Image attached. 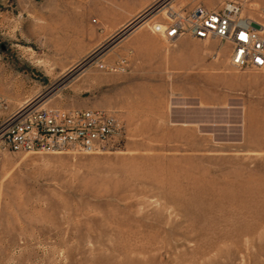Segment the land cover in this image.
<instances>
[{"label":"rangeland","instance_id":"obj_1","mask_svg":"<svg viewBox=\"0 0 264 264\" xmlns=\"http://www.w3.org/2000/svg\"><path fill=\"white\" fill-rule=\"evenodd\" d=\"M250 1L256 4H244L241 14L264 22V0ZM25 2L0 3V95L11 108L31 101L112 110L125 140L101 153L3 154L0 264H264V69L232 67L255 77L249 121L242 126L239 102L212 78L202 94L206 85L195 80L194 64L177 66L165 79L138 78L128 93L120 91L131 55L120 53L122 42L140 27L152 32L165 0L112 30L89 11L83 42L69 52H52L44 36H28L32 17ZM222 2L169 4L179 11L197 5L219 10ZM190 40L209 65L226 61L225 42ZM162 41L165 48L175 45ZM119 57L128 58L124 72L96 64Z\"/></svg>","mask_w":264,"mask_h":264},{"label":"built area","instance_id":"obj_2","mask_svg":"<svg viewBox=\"0 0 264 264\" xmlns=\"http://www.w3.org/2000/svg\"><path fill=\"white\" fill-rule=\"evenodd\" d=\"M170 1L165 0L160 19L151 25L153 33L169 43L181 35L215 38L229 45L233 68L264 69V22L241 14L243 5H255L254 1L223 0L219 10L197 5L188 11L173 8ZM260 12L264 17V7ZM96 64L106 72H124L128 58ZM124 140V124L112 110L36 106L31 101L11 108L0 95V165L5 153H101L119 149ZM1 183L0 170V199Z\"/></svg>","mask_w":264,"mask_h":264},{"label":"crops","instance_id":"obj_3","mask_svg":"<svg viewBox=\"0 0 264 264\" xmlns=\"http://www.w3.org/2000/svg\"><path fill=\"white\" fill-rule=\"evenodd\" d=\"M7 0H0L3 4ZM26 0L22 5L27 6V11L32 18H28V36H44L45 43L52 52L73 51L72 44L83 42V29L87 13L95 16L103 23L107 29H115L125 25L136 14L147 8L154 0ZM84 6H86L84 11ZM78 7L80 10L78 12ZM8 11L4 12L3 18H6ZM13 20V18H12ZM44 21L42 27L33 29L36 22ZM3 22V20H2ZM40 25H38L39 27ZM34 31V33L32 32ZM178 36L173 43L172 48H165L162 38L149 31L147 28L140 27L133 30L130 35L122 42L123 49L120 53H127L131 50L130 71L123 75L120 80V91L129 92L133 83L138 78H160L165 79L178 66L182 69L189 68L192 64L198 67L195 73V80L198 79L205 86L204 95H207L208 79H215V87L221 89L226 96L232 97L239 102L237 107L242 108L238 114L241 117V124H247L250 117L252 96L256 94L255 77L246 71L235 72L230 66L228 56L230 52L229 45L226 44L227 51L224 52L226 61L208 64L202 60V54L199 52L201 46L193 44L190 36L183 38ZM95 33L91 30V48L96 45ZM207 40V39H205ZM196 54L194 61L191 56ZM176 55L184 57L178 64L174 58ZM217 69V72L210 77L207 68ZM134 77V78H133ZM184 80H192L191 75L184 74ZM232 113H235L234 111ZM123 117V116H122ZM128 116L125 115V118ZM124 119V117H123ZM243 131H245L243 129Z\"/></svg>","mask_w":264,"mask_h":264},{"label":"bare ground","instance_id":"obj_4","mask_svg":"<svg viewBox=\"0 0 264 264\" xmlns=\"http://www.w3.org/2000/svg\"><path fill=\"white\" fill-rule=\"evenodd\" d=\"M199 183V182H198ZM199 186V185H198ZM206 186V185H205Z\"/></svg>","mask_w":264,"mask_h":264},{"label":"snow or ice","instance_id":"obj_5","mask_svg":"<svg viewBox=\"0 0 264 264\" xmlns=\"http://www.w3.org/2000/svg\"><path fill=\"white\" fill-rule=\"evenodd\" d=\"M243 38V37H242Z\"/></svg>","mask_w":264,"mask_h":264}]
</instances>
